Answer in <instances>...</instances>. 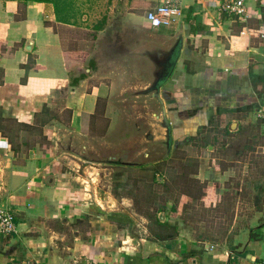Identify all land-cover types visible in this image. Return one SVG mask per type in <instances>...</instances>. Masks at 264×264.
Returning a JSON list of instances; mask_svg holds the SVG:
<instances>
[{
	"label": "crops",
	"instance_id": "crops-1",
	"mask_svg": "<svg viewBox=\"0 0 264 264\" xmlns=\"http://www.w3.org/2000/svg\"><path fill=\"white\" fill-rule=\"evenodd\" d=\"M161 1L111 4L107 15L118 24L104 26V17L96 30L102 52L75 70L64 46L73 25L56 20L50 1L0 0V205L15 224L0 235V264H264V225L236 235L229 248L197 240L173 214L174 234L137 236L127 230L134 221L128 196L112 198L108 207L90 199L86 171L93 162L86 153L96 140L104 142L89 133L99 99L118 90L117 113L126 115L121 140L142 125V113L157 108L131 99L142 80L136 51L169 53L170 62L158 93L168 149L139 161L143 166L169 158L213 118L221 117L228 131L255 123L264 103V0H246L243 20L220 13L217 0H174L182 8L178 20L152 28L144 13ZM67 132L96 140L79 147ZM199 177L207 178L201 170Z\"/></svg>",
	"mask_w": 264,
	"mask_h": 264
},
{
	"label": "rangeland",
	"instance_id": "rangeland-1",
	"mask_svg": "<svg viewBox=\"0 0 264 264\" xmlns=\"http://www.w3.org/2000/svg\"><path fill=\"white\" fill-rule=\"evenodd\" d=\"M117 1L74 0L76 23L64 36L72 69L82 70L91 56L99 57L104 46L102 33L92 26L105 17L109 6L116 5ZM111 15L113 13L107 15L104 26L111 28L118 24V19ZM117 91L99 99L101 112L94 116L89 129V133L102 136L99 138H104V142L91 138V134L89 137L67 132V138L77 142L79 147L86 138L89 142L96 140L91 148L94 152L86 153V159L93 162L87 163L90 167L86 171L93 185L90 192L94 195L91 194L90 199L108 207L112 198L128 196L134 221L130 220L127 230L137 236L174 234L172 228L163 224L171 214L187 222L197 240L228 248L240 233L251 229L253 234L259 233V227L264 225V125L258 118L255 123H243L232 131L221 127V117L213 118L189 143L173 150L169 158L161 162L149 163L163 153L160 147L151 145L156 152L151 150L148 157L139 155L134 159L142 163L149 160L143 168L92 161L104 157L107 145L116 148L112 152L114 160L121 159V155L118 156L121 147L112 146L125 132L121 121L125 122L126 115L117 113L121 111ZM145 110L143 107L142 112ZM64 122L63 114V125ZM79 147L74 151H80ZM200 170L205 172L206 179L194 178ZM164 206L170 207L172 213L162 209Z\"/></svg>",
	"mask_w": 264,
	"mask_h": 264
},
{
	"label": "water",
	"instance_id": "water-1",
	"mask_svg": "<svg viewBox=\"0 0 264 264\" xmlns=\"http://www.w3.org/2000/svg\"><path fill=\"white\" fill-rule=\"evenodd\" d=\"M119 50V49H118ZM134 51V50H133ZM135 52V51H134ZM133 53V52H128ZM137 54L134 60L137 61V70L142 80L140 85L130 91L131 99L141 101L150 100L156 105L155 110H149L147 116L144 118L142 125H139L137 132L131 133L126 138L120 140L114 147H121V159L114 160L115 154L112 152L116 148L106 146V154L104 157L96 158L94 161L107 162L115 164H123L129 166L141 165L134 159L139 154L146 155L147 152L153 148L152 146L160 147L163 150L161 156H164L168 149V122L165 119L163 104L158 96L160 84L167 75L168 68L170 67L169 53H162V51H153L150 49L147 54L144 51H136ZM166 55V57H165ZM103 148V147H102ZM111 152V153H110ZM159 156V158H161Z\"/></svg>",
	"mask_w": 264,
	"mask_h": 264
},
{
	"label": "built area",
	"instance_id": "built-area-1",
	"mask_svg": "<svg viewBox=\"0 0 264 264\" xmlns=\"http://www.w3.org/2000/svg\"><path fill=\"white\" fill-rule=\"evenodd\" d=\"M246 0H217V9L220 13L234 16L237 19H246ZM182 8L174 0H163L150 7L144 13V19L152 28L167 26L178 20ZM256 117L264 125V103L256 109ZM15 231L13 215L7 206L0 205V235H7Z\"/></svg>",
	"mask_w": 264,
	"mask_h": 264
},
{
	"label": "trees",
	"instance_id": "trees-1",
	"mask_svg": "<svg viewBox=\"0 0 264 264\" xmlns=\"http://www.w3.org/2000/svg\"><path fill=\"white\" fill-rule=\"evenodd\" d=\"M53 4L54 12H55V18L57 21L65 23V24H75L76 23V16H75V5L70 0H48ZM104 17H101L99 21L93 24L92 28L94 30H100L104 23ZM137 168H143L142 165H138ZM169 211L172 213L173 210L169 209ZM172 215V214H171ZM173 217V216H172ZM163 223L164 226H167L169 228H172L170 223V218Z\"/></svg>",
	"mask_w": 264,
	"mask_h": 264
},
{
	"label": "flooded vegetation",
	"instance_id": "flooded-vegetation-1",
	"mask_svg": "<svg viewBox=\"0 0 264 264\" xmlns=\"http://www.w3.org/2000/svg\"><path fill=\"white\" fill-rule=\"evenodd\" d=\"M151 150H153V149H150V150L148 151V153H147L146 157H148V156L151 154ZM153 152H156V151H155V150H153ZM153 152H152V153H153ZM146 157H145V158H146Z\"/></svg>",
	"mask_w": 264,
	"mask_h": 264
}]
</instances>
